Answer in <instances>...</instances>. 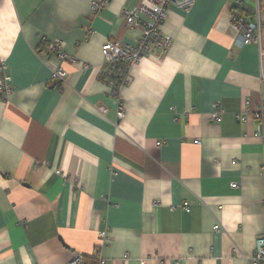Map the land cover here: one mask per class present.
<instances>
[{
    "label": "crops",
    "instance_id": "obj_1",
    "mask_svg": "<svg viewBox=\"0 0 264 264\" xmlns=\"http://www.w3.org/2000/svg\"><path fill=\"white\" fill-rule=\"evenodd\" d=\"M139 1L0 0V264H248L264 233V8L259 44L237 46L229 8L253 0L168 7L170 46L117 96L101 45L136 42L122 11ZM53 40L73 60L41 58Z\"/></svg>",
    "mask_w": 264,
    "mask_h": 264
},
{
    "label": "built area",
    "instance_id": "obj_2",
    "mask_svg": "<svg viewBox=\"0 0 264 264\" xmlns=\"http://www.w3.org/2000/svg\"><path fill=\"white\" fill-rule=\"evenodd\" d=\"M235 3L240 0H233ZM108 3V0H91V11L97 12ZM195 3V0H140L130 9H123V18L125 26L129 29H140V35L136 42L131 44L122 40H107L101 45L103 56V67L101 71V81H103L111 91L118 96V91L128 80V73L132 67L143 57L152 55L156 51L164 52L170 46L172 38L161 31L160 24L166 17V9L170 6L182 10H188ZM264 8V0H253V6L250 11L244 6H230V20L236 31L235 44L242 46L245 44H259L258 21L259 6ZM41 58L45 59L47 55H52L62 62L63 60H73L63 49V44L59 40L50 41L45 50L38 52ZM87 67V64H84ZM4 67L0 64V97H7L11 94L12 88L4 80ZM67 72L58 64L51 70V79L56 80L57 87L66 82ZM102 113L106 108H99ZM248 111V102L243 113H239L238 119L244 120V113ZM125 109L121 102L117 105L116 117L121 119L124 116ZM254 117H261L260 111L253 113ZM212 119H218V113L211 114ZM112 169V168H111ZM112 174H115L111 170ZM232 188L237 187L236 182H231ZM219 229L217 225L214 230ZM99 234L102 238L106 236L104 230ZM248 264H264V233L255 238V248L253 253L247 258ZM65 264H85L84 255L80 252H74Z\"/></svg>",
    "mask_w": 264,
    "mask_h": 264
}]
</instances>
